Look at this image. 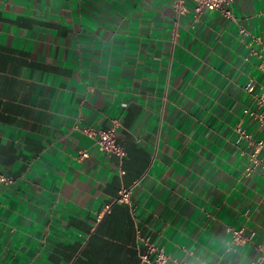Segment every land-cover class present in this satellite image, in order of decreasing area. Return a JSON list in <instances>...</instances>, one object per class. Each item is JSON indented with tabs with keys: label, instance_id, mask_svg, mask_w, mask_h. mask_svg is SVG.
Wrapping results in <instances>:
<instances>
[{
	"label": "crops",
	"instance_id": "obj_1",
	"mask_svg": "<svg viewBox=\"0 0 264 264\" xmlns=\"http://www.w3.org/2000/svg\"><path fill=\"white\" fill-rule=\"evenodd\" d=\"M174 1L0 0V264H146L139 235L185 264L262 259L264 168L234 127L264 135L240 32L264 40V0L237 22ZM115 120L123 158L75 128ZM229 227L253 242L227 251Z\"/></svg>",
	"mask_w": 264,
	"mask_h": 264
},
{
	"label": "built area",
	"instance_id": "obj_2",
	"mask_svg": "<svg viewBox=\"0 0 264 264\" xmlns=\"http://www.w3.org/2000/svg\"><path fill=\"white\" fill-rule=\"evenodd\" d=\"M235 0H175L173 3L174 9L178 15L193 12L195 19H199L205 11L217 10L224 16L237 22V17L232 12V7ZM243 37H250V51L253 56L257 58V67L264 72V40L258 35H254L244 28L240 29ZM244 89L252 95V100L249 105L243 109V115L250 120H253L257 124L259 130L264 129V84L259 85V90L254 91V80L249 79ZM119 122L114 121V124L110 128H93L89 126L79 127L75 125L76 129L81 130L84 134L89 135L99 149L102 151L116 155L119 158H123L126 155V150L119 143L116 135ZM234 130L238 135L245 140L252 150L249 154V163L245 168L246 174H251L258 167L264 168V135L260 138H255L254 135L245 129L241 123L234 127ZM81 156H87V152H82ZM14 183V179L0 172V185H10ZM131 188H122L115 201L128 203L130 200ZM110 205L106 206L109 209ZM231 233V240L227 246V251L233 250L234 247L243 245L245 243H252L254 233L247 234L245 228H228ZM140 241L146 247V250L140 253L141 263L146 264H169L170 261L175 264H185L178 262L170 255H168L163 249L156 247L149 238L138 236ZM263 257L258 262H251V264H260L264 259V245L262 247Z\"/></svg>",
	"mask_w": 264,
	"mask_h": 264
},
{
	"label": "water",
	"instance_id": "obj_3",
	"mask_svg": "<svg viewBox=\"0 0 264 264\" xmlns=\"http://www.w3.org/2000/svg\"><path fill=\"white\" fill-rule=\"evenodd\" d=\"M260 264H264V259L260 262Z\"/></svg>",
	"mask_w": 264,
	"mask_h": 264
}]
</instances>
